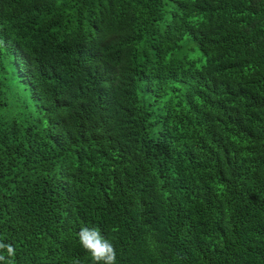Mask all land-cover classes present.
Returning a JSON list of instances; mask_svg holds the SVG:
<instances>
[{
    "label": "trees",
    "instance_id": "trees-1",
    "mask_svg": "<svg viewBox=\"0 0 264 264\" xmlns=\"http://www.w3.org/2000/svg\"><path fill=\"white\" fill-rule=\"evenodd\" d=\"M81 227L264 264V0H0V264H92Z\"/></svg>",
    "mask_w": 264,
    "mask_h": 264
},
{
    "label": "clouds",
    "instance_id": "clouds-1",
    "mask_svg": "<svg viewBox=\"0 0 264 264\" xmlns=\"http://www.w3.org/2000/svg\"><path fill=\"white\" fill-rule=\"evenodd\" d=\"M79 246L86 252L92 264H117V253L113 243L104 238L97 227H81L77 233ZM15 255V249L9 245L0 243V262H5L6 257ZM6 264H11L8 260ZM72 264H80L79 260L74 259Z\"/></svg>",
    "mask_w": 264,
    "mask_h": 264
},
{
    "label": "rangeland",
    "instance_id": "rangeland-1",
    "mask_svg": "<svg viewBox=\"0 0 264 264\" xmlns=\"http://www.w3.org/2000/svg\"><path fill=\"white\" fill-rule=\"evenodd\" d=\"M186 46H188V44L184 45L183 48H185ZM199 51L196 47L193 46L192 49H189V55L192 56V57H197L199 56ZM196 63L198 64L199 63V60L196 61Z\"/></svg>",
    "mask_w": 264,
    "mask_h": 264
}]
</instances>
